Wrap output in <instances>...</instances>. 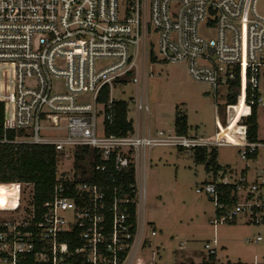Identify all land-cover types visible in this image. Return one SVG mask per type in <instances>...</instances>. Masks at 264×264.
Returning a JSON list of instances; mask_svg holds the SVG:
<instances>
[{
  "label": "built area",
  "instance_id": "1",
  "mask_svg": "<svg viewBox=\"0 0 264 264\" xmlns=\"http://www.w3.org/2000/svg\"><path fill=\"white\" fill-rule=\"evenodd\" d=\"M257 1L0 0L4 129L22 131L13 142L51 144L58 162L72 161L70 173L57 176L39 208L33 185L14 182L19 188L15 207L0 208V264H26L28 258L35 264H148L137 256L149 242L144 236V185L138 192L134 184L130 198L116 173L132 163L143 184L146 152L152 146H234L241 159L257 156L264 148V139H257L264 108V12L257 10ZM148 56L185 62L190 77L207 84L214 98L219 87L226 86L227 95L237 85L234 102L223 108L214 102L212 134L179 135L174 125L165 129L159 120L151 132L144 86ZM139 81V95L131 99L135 124L125 100L133 130L108 133L117 101L114 84ZM104 86L107 100L100 101ZM254 111L257 130L251 140L247 120ZM81 147L95 150L102 163L93 158L88 166L111 174V183L74 182V152ZM226 170L195 188L214 200L210 223H232L243 215L245 222L264 224V178L250 182L242 174L230 180ZM227 184L234 186L230 202L220 201L218 186ZM132 202L135 226L129 221ZM261 239L258 234L245 241ZM217 243L215 234L204 243L207 254L216 255Z\"/></svg>",
  "mask_w": 264,
  "mask_h": 264
},
{
  "label": "rangeland",
  "instance_id": "2",
  "mask_svg": "<svg viewBox=\"0 0 264 264\" xmlns=\"http://www.w3.org/2000/svg\"><path fill=\"white\" fill-rule=\"evenodd\" d=\"M257 10L264 12V0H258ZM107 63V60H102ZM61 82V81H60ZM141 81L124 85L114 84L112 96L117 100L129 101L128 117L133 124L138 118L131 99L137 98ZM145 94L150 107L149 126L157 121L166 128H173L174 109L178 106L186 115L188 132L207 136L214 132V102L223 108L227 102V87H219L214 98L210 87L193 80L187 72L185 62H165L147 57ZM257 139H264V108L258 115ZM44 135V134H42ZM217 162L227 167L230 180L243 174L250 182L264 178V148L256 158L241 159L239 149L234 146L216 147ZM148 168L144 181V205L142 212L146 221L144 236L149 240L137 256L148 264H204L207 251L204 243L217 238L216 261L264 263V224L245 222L240 215L235 222L213 226L214 200L205 192L195 188L213 178L203 163H196L190 147L152 146L147 152ZM71 160L62 159L57 164V176L71 170ZM70 173V172H69ZM66 173V174H69ZM137 191L143 187L139 173H135ZM6 196L0 193V197ZM9 196V195H8ZM6 196V197H8ZM137 224L141 208L137 202ZM154 230L155 234L151 235ZM261 235L257 243L246 242L248 236ZM182 243V244H181ZM182 245V247H179ZM153 256V257H152Z\"/></svg>",
  "mask_w": 264,
  "mask_h": 264
},
{
  "label": "trees",
  "instance_id": "3",
  "mask_svg": "<svg viewBox=\"0 0 264 264\" xmlns=\"http://www.w3.org/2000/svg\"><path fill=\"white\" fill-rule=\"evenodd\" d=\"M152 60H156L151 56ZM129 76V75H128ZM125 76L122 81L128 80ZM107 86L103 87L100 101L107 100ZM238 92L237 85H233L227 94V102H234ZM115 114L113 124L107 128L108 133L127 134L133 130L131 120L127 119V102L117 100L114 105ZM249 138L254 140L257 130L255 111L247 120ZM174 128L179 135L188 133L186 114L178 107L174 109ZM22 131L5 130L3 120V104L0 102V183H31L33 185V202L36 207H41L48 198V193L57 181L58 154L51 144H30L13 142L17 135ZM183 148L182 146H179ZM193 159L196 163H203L207 172L216 174L218 170L225 171L228 166H222L217 162L216 147L192 146ZM95 159L96 163H102L95 150L88 147H81L74 152V182L103 180L107 183L112 182L111 174L105 171L90 170L88 160ZM250 158H256L253 154ZM93 163V166L96 164ZM245 169L243 170V174ZM117 183L121 186L122 192L128 193L130 198L135 194V172L132 163L123 167L115 175ZM231 184L219 185V200L229 201ZM230 202V201H229ZM129 221L134 222L135 226V203L128 204ZM133 230V228H132ZM215 254H206L202 259L204 264H247L242 262H217ZM26 264H35L33 259L26 261ZM264 264V263H257Z\"/></svg>",
  "mask_w": 264,
  "mask_h": 264
},
{
  "label": "bare ground",
  "instance_id": "4",
  "mask_svg": "<svg viewBox=\"0 0 264 264\" xmlns=\"http://www.w3.org/2000/svg\"><path fill=\"white\" fill-rule=\"evenodd\" d=\"M18 186L15 183H0V193H5L6 196L0 197V208H14L18 199Z\"/></svg>",
  "mask_w": 264,
  "mask_h": 264
},
{
  "label": "crops",
  "instance_id": "5",
  "mask_svg": "<svg viewBox=\"0 0 264 264\" xmlns=\"http://www.w3.org/2000/svg\"><path fill=\"white\" fill-rule=\"evenodd\" d=\"M173 121H174V118H173ZM190 124V123H189ZM153 132H154V128H153ZM179 147V146H178ZM179 148H181V147H179ZM148 161H149V159H148ZM148 161H147V163H146V169H145V173H146V170H147V168H148ZM136 173H139V175H140V172L138 171V172H136ZM213 174V173H212ZM141 177V176H140ZM210 180V179H209ZM144 181H145V175H144V179H143V185H144ZM179 247H182V245H179Z\"/></svg>",
  "mask_w": 264,
  "mask_h": 264
}]
</instances>
